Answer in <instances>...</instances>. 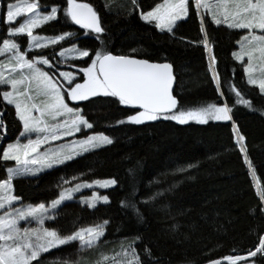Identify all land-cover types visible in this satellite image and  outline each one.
<instances>
[{
    "label": "trees",
    "instance_id": "trees-1",
    "mask_svg": "<svg viewBox=\"0 0 264 264\" xmlns=\"http://www.w3.org/2000/svg\"><path fill=\"white\" fill-rule=\"evenodd\" d=\"M11 2L15 0H0V6ZM85 2L100 13L106 29L101 34L105 50L173 65L179 106L223 101L208 67L207 49L203 44L193 43L200 40L203 33L199 16L192 8L189 17L174 28L173 35L143 21L139 14L151 10L162 0H138L136 11H131V0H111V10L105 7L106 0ZM41 3L66 6V0H41ZM205 24L214 46L220 87L228 102L232 104L235 99L229 90V83H233L255 106L264 107V94L247 84L244 65L233 56L246 31L216 26L209 18H205ZM2 28L6 30L3 23ZM65 30L76 33L80 47L94 50L101 47L95 33L74 25L62 13L58 19L43 25L39 32L53 35ZM69 43L68 40L62 42L63 46ZM55 47L59 50L61 45ZM52 51V47L36 50L49 54V59H53ZM73 64L83 66L84 60H69L59 67L62 71H78L70 67ZM93 99L98 102H80L81 106L87 105L85 112L95 122L94 129L88 131H104L113 137V144L85 153L40 176L16 179L13 181L15 193L23 197L24 204L47 203L57 195L62 176L71 179L82 172L85 175L81 179L115 178L118 183L106 191L109 203L98 204L93 209L75 199L63 204L59 217L46 221L47 225L70 232L74 227L107 219L109 224L103 239L109 243L104 247L118 249L120 240L139 236L136 247L144 264H208L226 255H246L248 249L258 244L259 236L264 234V212L258 195V190L264 189V114L243 105H236L232 112L233 120L245 137L247 153L255 169L253 173L236 146L231 121L180 124L161 119L141 125L117 124V120L133 110L118 104L115 98ZM0 107L5 108L0 118L7 125L6 131L0 129L4 133L0 140L2 149L19 137L22 123L12 106L3 102ZM12 164L0 159V179L6 178V166ZM189 164L193 167L188 171H177ZM169 188L171 190H167ZM157 189L166 191L155 202H142ZM124 200L137 202L143 219L122 206ZM145 246L151 249L152 259L143 255ZM77 249L78 244L73 242L42 256L41 264H63L78 256L95 259L94 251L80 253ZM255 259L264 264L259 254Z\"/></svg>",
    "mask_w": 264,
    "mask_h": 264
},
{
    "label": "snow or ice",
    "instance_id": "snow-or-ice-1",
    "mask_svg": "<svg viewBox=\"0 0 264 264\" xmlns=\"http://www.w3.org/2000/svg\"><path fill=\"white\" fill-rule=\"evenodd\" d=\"M131 3V11H136L139 8L138 0H131ZM2 7L6 12L3 19L6 30L0 28V103L6 102V105L14 107L22 130L14 142L6 143L0 149V159L15 162L14 166H6V178L0 179V264H41L42 254L73 242L78 244L80 253L94 251L95 259L78 256L75 260L63 261V264H144L136 247L139 236L120 240L118 249L104 247L109 243L103 239L109 224L107 219L74 227L70 232H62L58 227L46 224V221H55L60 215L61 206L66 201L77 199L76 194L85 188L92 192L91 195L80 196V203L93 209L100 202L109 203V196L97 189L115 186L118 183L115 178L85 180L81 179L85 175L83 172L71 179L62 176L57 185V195L47 203L34 205H24L21 203L23 197L15 193L14 180L65 165L85 153L113 144V137L104 131H88L94 129L95 122L85 112L87 105L81 106L78 102L97 103L93 98H115V102L133 110L125 118L117 120V124L141 125L161 119L180 124L190 121L201 124L231 121L236 146L243 153L249 169L255 172L247 153L245 137L233 120L232 112L236 105H243L264 114V107L255 106L251 98L233 83H229V90L234 93L235 99L232 104L228 102L220 87L214 46L209 39L205 17L210 16V22L216 26L247 30L238 41L239 50L233 52V56L244 65L247 84L258 87L259 93L264 94V0H194L191 7L199 16L203 36L193 43L203 44L207 49L208 67L224 99L221 103L205 102L188 107L179 106L180 101L173 95L175 77L171 63L115 55L105 50L101 34L106 29L100 13L91 3L66 0V6H62L60 3L42 4L41 0H15ZM105 7L111 10V0H106ZM189 12V0H162L151 10L140 11L139 14L144 21L174 35L177 22L187 18ZM61 13L74 25L95 33L101 47L94 50L78 46L76 33L71 30L53 35L37 31L58 19ZM20 37L27 39L21 41ZM66 40L70 42L69 46H63L62 42ZM56 45H61L59 50ZM49 47L53 49L50 53L53 59H49V54L35 51ZM75 59L84 60L83 66L70 65L78 71H62L59 67ZM72 102L77 103L73 106ZM4 111L5 108L0 107V117H3ZM0 129H7L2 118ZM78 133L83 135L77 138ZM3 135L0 132V140ZM65 137L73 139L64 141ZM54 141L63 142L54 145ZM45 145L47 147L42 151ZM192 167L189 164L177 171L185 172ZM164 191L166 189H157L142 202H155L164 195ZM258 195L261 211L264 212V189H259ZM121 204L143 219L137 202L124 200ZM21 222H24V226H21ZM258 254L264 260V234L259 236L254 248L247 250L246 255H226L208 264H222V261L228 264H238L239 261L259 264L255 259ZM143 255L153 258L151 249L146 246Z\"/></svg>",
    "mask_w": 264,
    "mask_h": 264
},
{
    "label": "rangeland",
    "instance_id": "rangeland-1",
    "mask_svg": "<svg viewBox=\"0 0 264 264\" xmlns=\"http://www.w3.org/2000/svg\"><path fill=\"white\" fill-rule=\"evenodd\" d=\"M189 3H190V12H191V6L194 4V0H189ZM192 4V5H191ZM190 12H189V15H190ZM6 17V12H5V9L2 7V6H0V28H2V23H3V19ZM189 17V16H188ZM187 17V18H188ZM142 18V17H141ZM187 18H185V19H182V20H180V21H178L177 22V24L179 23V22H181V21H183V20H186ZM205 18H209L210 19V16H206ZM144 21V20H143ZM19 22V21H18ZM146 22V21H145ZM213 23V22H212ZM177 24H176V26H177ZM214 24V23H213ZM175 26V27H176ZM225 26V25H224ZM174 27V28H175ZM227 27V26H226ZM160 30V29H159ZM174 30V29H173ZM236 30H240V29H236ZM38 32H39V29L37 30ZM161 31V30H160ZM245 31H247V30H245ZM164 32H167L166 30L164 31ZM19 39H22V37H20ZM21 41H24V40H21ZM22 47H23V45H22ZM38 50H40V49H38ZM239 50V47H238V49L236 50V51H238ZM36 51V50H35ZM30 55H31V53H30ZM0 59H2V57H0ZM245 60H247V58H245ZM240 62V61H239ZM241 63V62H240ZM45 68H47V66H44ZM65 71V70H64ZM245 75H246V79H247V74L245 73ZM256 87V86H255ZM258 88V87H257ZM6 103V102H5ZM77 102H73L72 104H73V106L76 104ZM78 103H80V102H78ZM10 106H12V105H10ZM13 107V106H12ZM14 108V107H13ZM190 122H195V121H190ZM83 135V133H78L77 134V138H79L80 136H82ZM21 139H23V138H21ZM71 139H73L72 137H65L64 138V141H67V140H71ZM12 142H14V141H12ZM63 141H54L53 142V144L55 145V144H60V143H62ZM9 143H11V142H9ZM106 146H108V145H106ZM106 146H104V147H106ZM45 147H47V145H45V146H42V148H41V150L43 151L44 150V148ZM103 148V147H102ZM13 164L11 165V166H14V164H15V162L14 161H11ZM68 163V162H67ZM61 166V165H60ZM58 167V166H57ZM53 169V168H52ZM49 170H51V169H46V170H44V171H41V172H39V173H37L36 175H29V177H37V176H40L41 174H43V173H45V172H47V171H49ZM116 186V185H115ZM115 186H112V187H109V188H107V189H97L101 194H106V195H108L107 193H106V191L107 190H110V189H112V188H114ZM91 192H92V190L91 189H87V188H85V189H83L81 192H79V193H77L76 194V197H77V199L80 197V196H88V195H91ZM67 202H70V201H66L65 203H67ZM109 202H110V197H109ZM22 203V202H21ZM64 203V204H65ZM24 204V203H23ZM98 204H107V203H103V202H100V203H98ZM97 204V205H98ZM24 205H27V204H24ZM34 205V204H33ZM21 226H24V222H21ZM33 226H35L34 224H33ZM66 246V245H65ZM65 246H62V247H65ZM62 247H60V248H62ZM60 248H58V249H60ZM58 249H52V250H50L48 253H45V254H42V256H44V255H47V254H49V253H51V252H53V251H56V250H58ZM41 256V257H42Z\"/></svg>",
    "mask_w": 264,
    "mask_h": 264
},
{
    "label": "water",
    "instance_id": "water-1",
    "mask_svg": "<svg viewBox=\"0 0 264 264\" xmlns=\"http://www.w3.org/2000/svg\"><path fill=\"white\" fill-rule=\"evenodd\" d=\"M79 26V25H78ZM114 54V53H113ZM116 55V54H115ZM137 58V57H136ZM151 62H153V61H151ZM156 63H165V62H156ZM166 63H169V62H166ZM173 66V65H172ZM172 71H173V75H174V77H175V79H174V81H173V95H175L176 96V94H175V91H176V86H177V78H176V75H175V70H174V67H172ZM177 97V96H176ZM177 99H178V97H177ZM179 100V99H178ZM222 262H227V261H222Z\"/></svg>",
    "mask_w": 264,
    "mask_h": 264
}]
</instances>
